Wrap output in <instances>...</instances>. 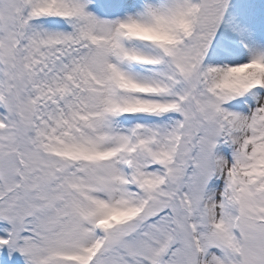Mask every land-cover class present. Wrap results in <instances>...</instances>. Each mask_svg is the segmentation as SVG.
I'll return each mask as SVG.
<instances>
[{"label": "snow or ice", "instance_id": "snow-or-ice-1", "mask_svg": "<svg viewBox=\"0 0 264 264\" xmlns=\"http://www.w3.org/2000/svg\"><path fill=\"white\" fill-rule=\"evenodd\" d=\"M0 264H264V0H0Z\"/></svg>", "mask_w": 264, "mask_h": 264}]
</instances>
